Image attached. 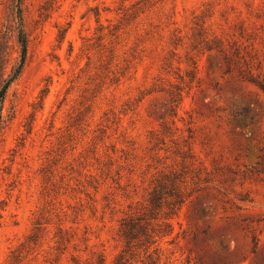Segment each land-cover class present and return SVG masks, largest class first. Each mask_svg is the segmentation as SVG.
<instances>
[{"label": "clouds", "instance_id": "1", "mask_svg": "<svg viewBox=\"0 0 264 264\" xmlns=\"http://www.w3.org/2000/svg\"><path fill=\"white\" fill-rule=\"evenodd\" d=\"M48 2L26 0L30 27L23 41L9 32L4 53L0 264H185L178 234L193 190L206 186L231 202L227 216L258 219L247 252L253 236L264 249V173L245 178L251 162L230 154L218 95L235 83L238 100L264 106V0H54L45 11ZM41 99L29 135L26 117ZM248 106L264 133V107ZM214 161L240 173L234 183H222L231 178ZM163 176L175 178V194L147 229L154 242L129 244L122 224L152 206ZM177 199L169 217L164 201Z\"/></svg>", "mask_w": 264, "mask_h": 264}, {"label": "rangeland", "instance_id": "2", "mask_svg": "<svg viewBox=\"0 0 264 264\" xmlns=\"http://www.w3.org/2000/svg\"><path fill=\"white\" fill-rule=\"evenodd\" d=\"M26 0L21 1L23 29L24 32L30 27L25 7ZM19 0H0V39L4 40L0 44V76L3 74V69L6 64L4 53L7 47L8 33L13 30L19 31V22L17 11L19 8ZM54 0H49L45 6V11L52 7ZM6 22V23H5ZM60 29L59 25H56ZM6 28L7 31H3ZM71 28V23L66 28L58 31L57 39L63 41L68 29ZM69 53L71 52V44H69ZM223 55V54H221ZM223 60L231 63L227 56H223ZM210 72L216 71L221 67L222 61L218 57H210ZM5 81H0V88ZM264 87V85H261ZM240 91L238 85L235 83L229 84L225 89H219L218 95L224 101L225 108L223 111L228 112L231 125L230 154H235V159L240 160L242 157L251 162L252 166L243 173L245 178L249 175L259 177L264 173V133L259 128L260 113L255 109L250 108V103H256L257 107H264L258 101L248 99L247 101L238 100L236 94ZM42 107L41 102L33 106V112L26 117L24 127L27 134H31L32 123L35 120L36 111ZM15 113H12L10 119L14 118ZM5 125L1 120L0 135H3ZM237 128L239 131H237ZM251 132L249 136L248 133ZM26 137L21 136L19 142L22 145ZM224 159L223 155L220 161ZM220 161H214L215 172L220 175L229 176L230 180H223L222 183H234V177L240 175L238 171H233L232 168L220 167ZM205 185L212 183L211 174L205 178ZM199 190L194 200L189 205L185 214V221L187 227L183 232L178 234V238L183 240L181 248L182 253H186L185 264H241L242 259L247 258L246 253L252 255L251 264H264V249L256 247L257 240L253 236V247L251 252H247L246 233L251 229V224L259 222L255 217H236L227 216L229 208L226 206L231 202H222L219 189L212 187L197 188ZM247 199V197H243ZM237 210H239L237 208ZM225 213L220 216V212ZM220 217L217 219V217ZM184 227V225H180ZM237 246L235 250L232 248L233 242ZM171 243L175 244L173 240Z\"/></svg>", "mask_w": 264, "mask_h": 264}, {"label": "trees", "instance_id": "3", "mask_svg": "<svg viewBox=\"0 0 264 264\" xmlns=\"http://www.w3.org/2000/svg\"><path fill=\"white\" fill-rule=\"evenodd\" d=\"M21 1L19 0V8L17 11V17L19 22V32H20V38L23 41L25 39V32L23 29V18H22V9L20 7ZM263 87V86H261ZM7 93V82L5 81L2 87L0 88V108L3 106L4 99L6 98ZM0 131H1V120H0ZM199 190L194 189L193 192L197 193ZM175 194V178L170 176H163L161 181L158 184V191L155 192L153 200H152V206L149 209H146L144 211V214L140 217H132L126 220L122 224V232L125 236V238L128 240L129 244L133 240L139 239V237L144 236L143 243H152L154 241L151 240V236L148 234L147 229L151 226V221L157 218L158 210L162 206L161 201H163V198L167 196H171ZM193 193H190L189 195H192ZM183 201L181 199H177L173 202H167L164 201V204L172 210L168 213V216H174L175 211L174 209L178 207L180 204H182ZM174 230L172 224H165L160 231L164 234H170ZM153 232H156V229L152 230ZM140 246H143L141 244ZM149 260L151 261V257H149ZM152 264H156V261H152Z\"/></svg>", "mask_w": 264, "mask_h": 264}]
</instances>
